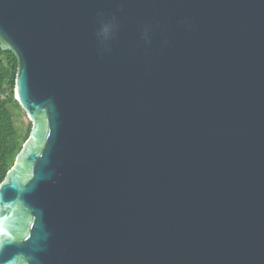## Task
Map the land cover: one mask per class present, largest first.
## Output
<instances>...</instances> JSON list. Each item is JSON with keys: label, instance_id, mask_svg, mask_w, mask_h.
Listing matches in <instances>:
<instances>
[{"label": "water", "instance_id": "95a60500", "mask_svg": "<svg viewBox=\"0 0 264 264\" xmlns=\"http://www.w3.org/2000/svg\"><path fill=\"white\" fill-rule=\"evenodd\" d=\"M0 49V264H264V0H0Z\"/></svg>", "mask_w": 264, "mask_h": 264}, {"label": "trees", "instance_id": "16d2710c", "mask_svg": "<svg viewBox=\"0 0 264 264\" xmlns=\"http://www.w3.org/2000/svg\"><path fill=\"white\" fill-rule=\"evenodd\" d=\"M16 72L15 55L10 50L0 49V183L14 164L31 129L30 122L21 128L14 121L19 114L13 109L22 110L14 98Z\"/></svg>", "mask_w": 264, "mask_h": 264}, {"label": "rangeland", "instance_id": "374dc122", "mask_svg": "<svg viewBox=\"0 0 264 264\" xmlns=\"http://www.w3.org/2000/svg\"><path fill=\"white\" fill-rule=\"evenodd\" d=\"M13 112L19 114V117H15V119H14L15 123L21 128L26 127L29 120H28L27 116L25 114H23L24 113L23 110L17 111L16 109H13Z\"/></svg>", "mask_w": 264, "mask_h": 264}]
</instances>
